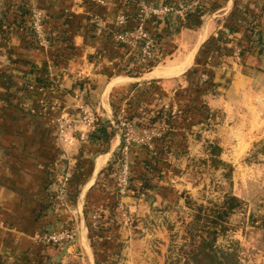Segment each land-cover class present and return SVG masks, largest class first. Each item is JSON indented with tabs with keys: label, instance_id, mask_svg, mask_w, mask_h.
Masks as SVG:
<instances>
[{
	"label": "crops",
	"instance_id": "crops-1",
	"mask_svg": "<svg viewBox=\"0 0 264 264\" xmlns=\"http://www.w3.org/2000/svg\"><path fill=\"white\" fill-rule=\"evenodd\" d=\"M0 1V16L5 10L0 25V264H134L133 239L117 232L124 227L114 224L99 233L89 231L90 214L111 212L120 197L107 172L121 141L119 131L108 141L90 140L80 137L84 128L78 122L61 135L58 120L75 114L77 104H83L111 123L120 91L138 80L118 72L123 55L116 48H103L90 36L89 0ZM91 1L99 2L104 11L117 2ZM201 1L213 6L214 13L195 23H180L172 33L175 16H161L159 25L170 30L168 41L171 47L174 43L169 55L177 49L174 39L186 42L185 52L155 64L144 74L147 81L165 86L183 76L190 84L188 72L203 62L207 40L219 31L228 32L231 21L235 37L227 45L229 55L218 58L210 70L214 83L218 89L230 82L231 88L239 83L264 84L263 1ZM31 2L45 15L48 29L60 37L57 49L68 56L56 67L49 66L51 49L31 45L24 30L14 25L18 6L28 8ZM249 22L258 24L262 48L251 47L240 59ZM23 26L27 28L28 20ZM224 94L227 99L229 94ZM66 174L65 208L51 188ZM70 228L76 229L71 242L57 246L42 239L47 232Z\"/></svg>",
	"mask_w": 264,
	"mask_h": 264
},
{
	"label": "rangeland",
	"instance_id": "rangeland-1",
	"mask_svg": "<svg viewBox=\"0 0 264 264\" xmlns=\"http://www.w3.org/2000/svg\"><path fill=\"white\" fill-rule=\"evenodd\" d=\"M177 1L173 0L174 5H165L173 8L166 16L176 17L171 21V33L181 23L177 20L181 11H192L202 4L201 0ZM144 5V0H138L140 13ZM27 6L29 9L30 4ZM209 6L213 12L215 9ZM123 10L131 11L129 7ZM141 14L145 24L148 16ZM103 15L105 19L96 15L99 22L93 14L90 16L89 21L96 34L107 30L112 40L121 44L115 36L121 31H129L124 29L127 17L122 12L113 17V5L108 6ZM120 20L125 22L120 23ZM150 26L155 28L154 32L161 34L160 39L154 37V32L150 35L158 64L175 59L179 51H184L186 42L174 39L179 50L169 55L174 46L172 43L171 47L168 41L170 30L163 24L154 26L150 23ZM48 27L46 24V31ZM126 46L129 52L122 58L128 59V69L136 64L149 63L139 56V47ZM35 47L43 50L36 44ZM132 58L137 63L132 62ZM216 60L208 63L207 69L212 70ZM144 74L136 78V89H131V86L123 88L118 97L120 114L117 118H128L134 110L143 117L128 119L133 122V136L138 140L133 150L139 160L133 164L136 179L122 200L118 198L107 225L124 227L117 232L133 239L134 264H170L177 259H181L178 264H183L182 251L192 242L191 234L203 231L202 234L210 239L207 231L210 230L212 214L208 208L213 210L225 195H234L241 200V205L227 216L226 229L216 235L214 245L234 252L238 264H264V84L241 86L239 83L231 88L230 82L218 89L211 78L213 87L207 88L202 84L207 79V73L200 72L198 92H195L192 76V84H188L186 77L180 76L174 82L165 83V86L158 83V88L148 100L141 91V84L147 81ZM226 92L229 94L227 99ZM162 93L166 95L163 98L159 97ZM134 94L137 96L134 101L140 105L130 111L126 104ZM199 104L207 109L202 123H197L199 119L196 116L180 113L184 106ZM162 107L168 109L172 116L176 115L174 120L177 125L171 129L172 134L160 138L168 126L164 117L153 125L145 122ZM152 109L155 111H148ZM158 144L162 151H158ZM215 146L219 148L218 152L213 150ZM145 162H148L147 167ZM144 177L148 187L144 185ZM199 211L208 213V216H202L192 225Z\"/></svg>",
	"mask_w": 264,
	"mask_h": 264
},
{
	"label": "trees",
	"instance_id": "trees-1",
	"mask_svg": "<svg viewBox=\"0 0 264 264\" xmlns=\"http://www.w3.org/2000/svg\"><path fill=\"white\" fill-rule=\"evenodd\" d=\"M264 3V0H262ZM150 2H153L155 4H151ZM158 2H161L163 5L165 4H170V5H174L175 3L173 2V0H144V3L146 5H153L156 6ZM137 3L138 0H117L115 7L113 8V12L115 14L118 13H123L125 17H127V21L124 24V29H128L131 30L133 29L138 22L139 17L142 15L137 8ZM203 4L199 5V8H195L192 11H187L185 12V16L184 18H180L177 17V20L181 23L185 22L187 24L190 23H195L198 21V19L200 17H202L203 15H205L206 13L212 11V8H207L202 6ZM25 4H21L20 6H18L19 11L16 15V17L14 18L15 20V27L18 28H22L24 30V34L27 35L29 43L33 46H35V42L33 41V38L31 39V32L29 27L27 26V28L25 26H23V22L25 20H29V9L25 8ZM88 6H89V11L91 13V15L93 14L94 16H104L103 15V11L104 8L101 6V4H99V2H93L91 0L88 1ZM201 6V7H200ZM127 7H129V9H131V11H127V10H123L126 9ZM4 12L5 10H3L1 12V16H0V25L2 24L1 21V17L4 16ZM26 15V18H23V16ZM45 16V15H44ZM91 21V20H90ZM89 21V22H90ZM163 21V18H161V16H156V15H149L146 20H145V24H144V28L146 30V32L148 34H152L154 32V27L150 26V23L153 24L154 26L159 25L160 22ZM48 22V21H47ZM167 22V20L165 21ZM168 23V22H167ZM149 24V25H148ZM26 25V23H25ZM113 26V24H112ZM227 31H219L217 33L216 36H213L211 38H209L206 42V51L205 53H203V55H201V57L203 56V62L201 63V65H198L194 68H191V70H189L188 72V79L190 80V77L192 76L193 78V84L195 85V88L197 90H199V86L197 84V78H199V73L200 72H206L207 73V79L205 81H203V85H207V88H211L213 87L211 84V73L210 70L207 69L206 65L208 63L213 62L215 59H218L220 56L223 55H229L230 53V49H228L229 47H227V45L229 43H231L234 40V31H235V26L234 23H231V21L228 23L227 21ZM21 29V30H22ZM28 29V30H27ZM89 29V34L93 39L98 40V42L101 44V46L103 48H116V52H120L121 55L124 54H128L129 52V48L127 49V46L124 44H118L116 42H114L110 36V33L106 30V31H102L100 34H96L95 33V27L90 24L88 26ZM22 30V31H23ZM116 30V29H114ZM28 31V32H27ZM47 32L49 34L50 37V62L51 65H53L54 67L60 65L63 63V60L67 59L68 56H65V54L63 52H60L59 49H57V44L58 41L60 40V37L58 35H54L52 33L51 30H49L47 28ZM245 32H246V36H245V41L246 44L245 45H240L239 40L237 41V45L239 44V58L241 59V56L244 54V52L246 50H249L251 47H258V51H260L262 48V40L260 38V36H257V33L260 32V30H258V24H253L252 22H249L247 24V26H245ZM154 37L156 39H160L161 34L158 32H154ZM230 35H232L233 37H229ZM64 41V40H61ZM250 46H249V45ZM67 57V58H66ZM123 57V56H122ZM121 57V60L119 62L118 65V72L122 73L123 75H127L130 77H139L143 72L149 71L151 70V68L153 66H155L156 63L154 62H150V63H141L140 65L136 64L135 67L132 66L131 68L128 69V59L125 60ZM133 59V58H132ZM132 62L137 63V60H135V58L132 60ZM134 63V64H135ZM134 67V68H133ZM196 76V78H195ZM190 83L192 84V82L190 81ZM143 86L142 88V94L144 96H147L148 100L149 97L152 96V94L155 92V90L158 88V84L156 82V80H150V81H145L141 84ZM138 87V84L134 83L131 85V89H136ZM163 95H165L164 93H162L159 97L163 98ZM166 96V95H165ZM137 96H132V99L130 101L127 102V109H129L131 111L132 108H135L136 106H139L140 103L137 101H134V99H136ZM138 99V98H137ZM182 107V106H180ZM118 105L115 106V114H114V122H116L117 119V115H118ZM149 112L155 111V110H148ZM168 112V113H167ZM180 113L189 115V116H196L198 117V124L202 123L205 121V113H207V109L203 104H199L196 106H190V107H185L183 109L180 110ZM120 114V113H119ZM126 115V114H124ZM123 115V116H124ZM178 116V115H177ZM134 117H138L141 118L143 117L139 112L135 111L132 112L130 114V116L127 118V116L122 117L124 120L131 119ZM164 117L165 123L168 125L167 128L164 130V133L162 134V136L160 138H163L165 136H167L168 134H172L171 133V129L173 130L177 123H176V115L172 116L171 113H169V110L162 108H159L158 110L155 111V114H153V116L151 118H149L147 120V122H145L147 125H153L156 122L162 120ZM127 118V119H126ZM116 129L110 124V121H105L102 119H99L97 117V122H96V126L95 129L90 132L88 134V139L90 140H100L103 139V141H108L110 139V137L113 135L114 131ZM158 139L159 142H162V139ZM157 140V141H158ZM160 144H158V151H162V147L160 146ZM213 150H219L218 147H213ZM215 152V151H214ZM218 152V151H217ZM118 152L115 153V157L117 156ZM138 159V155L136 153L133 154L132 156V165H131V172H130V184H129V189L133 187V182L135 181L136 177L134 175V165L136 161L139 162ZM146 167L148 162H145ZM113 171V167H112V163L109 165L108 168V176L111 177V173ZM112 179V177H111ZM142 179V178H141ZM112 182L114 184V181L112 179ZM143 182L145 186H149V183L147 182V178L144 177L143 178ZM115 185V184H114ZM116 194L119 196V194L116 192ZM117 202V201H116ZM116 202L114 203V205L116 206ZM241 205V200L234 196V195H225V197L223 198L222 202L215 207H213V210L209 209V212L212 214V218L210 220V230H208V236H210V239H208L206 236H204L202 232L198 233V232H194L193 234H191V232L189 234H191V240L192 242L190 244H188L187 248H184V250L182 251L183 253V264H238L237 260H236V256L235 253L229 250H223L220 248H217L214 245V241L216 239V235L222 231H224L226 229L225 226V222H226V218L227 216H229L236 208H238ZM113 206V207H115ZM206 210V209H205ZM100 217L98 218V225L97 226H93L92 223L89 224V231L92 233H99L100 231H104L105 227H107V223L110 222L112 214L111 212H101V214L99 215ZM206 217L208 216V213H201L200 211L197 213V215L195 216V220H193V222L191 223L192 225H194V222H196L199 218L201 217ZM110 228V227H109ZM200 234V235H199ZM195 237H199L198 239H195ZM181 260V259H180ZM179 259L175 260L174 262L171 261L170 264H178Z\"/></svg>",
	"mask_w": 264,
	"mask_h": 264
},
{
	"label": "built area",
	"instance_id": "built-area-1",
	"mask_svg": "<svg viewBox=\"0 0 264 264\" xmlns=\"http://www.w3.org/2000/svg\"><path fill=\"white\" fill-rule=\"evenodd\" d=\"M185 9V7H183ZM173 11L171 6L165 5H144V8H141V13L149 16L153 15H166L167 13ZM185 14V10L180 12L178 15L182 17ZM142 17V16H141ZM139 19L136 27L129 31L119 32L115 38L117 41H120L121 44L128 45L130 47H139L140 55L144 62H154L159 63L156 59V54L154 51V44L150 34H148L144 28L143 18ZM96 19H98L95 16ZM99 22V19L97 20ZM125 22L120 20V23ZM46 17L42 14L40 10L31 2L29 6V20L28 27L30 29L31 35L35 44L43 49L47 50L50 47V37L46 31L47 24ZM132 64V63H131ZM131 64L129 67H131ZM75 122H80L84 130L81 131L80 137L85 138L90 132L95 129L97 116L96 114L89 109L87 105L77 104L75 114L71 116H62L58 120V132L59 134L66 133V130L70 128ZM116 131H119L121 134V141L115 154L112 159L113 171L111 177L114 181L116 192L120 197H123L129 190L130 184V172L132 165V156L134 154V148L138 144L137 138L133 136V122L124 120L123 118L118 117L116 122L111 121L110 123ZM67 181L68 176L63 175L61 179L52 184L51 191L54 193L56 201L67 207ZM99 215L96 212L90 214V222L93 226L98 225ZM76 229H64L58 232H47L42 236V239L53 245H63L67 242H71L74 239Z\"/></svg>",
	"mask_w": 264,
	"mask_h": 264
}]
</instances>
